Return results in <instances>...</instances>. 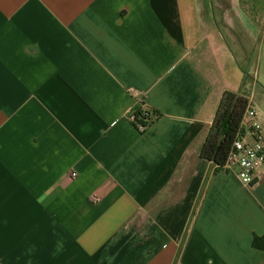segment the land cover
<instances>
[{
    "label": "crops",
    "instance_id": "crops-1",
    "mask_svg": "<svg viewBox=\"0 0 264 264\" xmlns=\"http://www.w3.org/2000/svg\"><path fill=\"white\" fill-rule=\"evenodd\" d=\"M227 91L264 129V0H0V264H264Z\"/></svg>",
    "mask_w": 264,
    "mask_h": 264
},
{
    "label": "trees",
    "instance_id": "trees-1",
    "mask_svg": "<svg viewBox=\"0 0 264 264\" xmlns=\"http://www.w3.org/2000/svg\"><path fill=\"white\" fill-rule=\"evenodd\" d=\"M249 103V98L246 95L230 91L225 92L221 99L208 137L201 150V158L214 163L219 170H223ZM136 116L137 123L145 128L152 123V119L147 114L140 113ZM253 247L264 251V235L254 237Z\"/></svg>",
    "mask_w": 264,
    "mask_h": 264
},
{
    "label": "built area",
    "instance_id": "built-area-1",
    "mask_svg": "<svg viewBox=\"0 0 264 264\" xmlns=\"http://www.w3.org/2000/svg\"><path fill=\"white\" fill-rule=\"evenodd\" d=\"M132 120L136 122L137 116ZM263 169L264 129L258 121L257 110L249 103L223 170L236 172L241 183L251 187L255 184L258 173Z\"/></svg>",
    "mask_w": 264,
    "mask_h": 264
}]
</instances>
